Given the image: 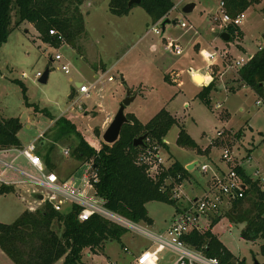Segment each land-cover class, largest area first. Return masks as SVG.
I'll return each mask as SVG.
<instances>
[{
  "label": "rangeland",
  "instance_id": "obj_1",
  "mask_svg": "<svg viewBox=\"0 0 264 264\" xmlns=\"http://www.w3.org/2000/svg\"><path fill=\"white\" fill-rule=\"evenodd\" d=\"M108 2H82L83 31L75 38V48L70 42L56 46L42 42L39 33L27 21L14 28L0 46V117L20 120L22 126L17 136L22 145L35 141L45 130L37 150L45 161L49 153L51 165L48 168L60 178L72 173L79 175L82 163L72 156L77 138L69 134L54 141V121L60 116L70 119L88 142L100 147L105 130L100 133V128L106 115L112 112L114 115L126 88H133L131 93H139L125 106V114H136L137 119L145 123L164 108L176 118L163 139L166 147H161L165 164L174 160L184 166L197 162L180 182L167 179L168 183L174 182V198L183 211L191 208L195 198L212 189L215 177L222 178L235 165L243 167L264 190V101L249 86L240 83L237 68L233 66L240 56L252 55L264 46V0L252 3L243 11L239 24L243 39L235 37L230 44H224L220 36L214 35L221 29L220 0H174L170 21L164 30L161 23L158 25L159 33L151 30V18L140 4H133L128 13L118 16L109 11ZM187 3H194V8L184 12ZM172 20L177 23L173 24ZM180 21H185L186 26L181 27ZM165 39L177 41L181 54L166 49ZM239 43L244 51L237 50ZM202 50L213 56L204 58ZM57 53L61 55L60 60L54 59ZM62 64L68 65L69 72L61 69ZM46 68L49 69L47 82L41 83L36 73L42 74ZM195 68L215 77L211 107L197 95L204 83L195 84L192 80L191 71ZM175 71L179 72V79ZM16 80L24 84L25 92ZM76 82L94 85L89 96L81 95ZM218 84H225L226 88H218ZM180 128L195 140L200 153L178 145ZM218 130H222L220 137H217ZM225 148L232 151L228 163L222 158ZM63 149H68L69 153L65 155ZM203 164L208 167L206 173L200 169ZM23 196L16 189L0 194L1 223L13 222L31 205ZM33 206L38 208L40 204L35 200ZM229 206L230 202L223 199L216 211L200 215V230L209 227L211 217L220 216L211 230L222 243L238 259H245V264H254L255 260L264 264V239H244L241 236L244 224L231 223L225 216ZM146 209L156 229L166 228L177 216L174 206L165 202L150 201ZM69 210L70 206L64 205L63 212ZM148 242L146 237L126 231L120 241L107 240L97 252L83 249L81 262L135 264L134 255ZM159 256V264H168L166 251ZM61 262L62 258L54 264Z\"/></svg>",
  "mask_w": 264,
  "mask_h": 264
},
{
  "label": "trees",
  "instance_id": "obj_2",
  "mask_svg": "<svg viewBox=\"0 0 264 264\" xmlns=\"http://www.w3.org/2000/svg\"><path fill=\"white\" fill-rule=\"evenodd\" d=\"M84 0H0V46L7 40L10 32L22 21L31 23L39 33L42 42L56 46L60 41L48 34L55 29L64 43L69 42L75 48V38L83 31V18L80 6ZM229 15L243 12L252 3L260 0H224ZM128 0H109L108 7L112 14L121 16L130 10ZM150 16L152 23L166 19L174 7V0H140L139 3ZM224 30L229 34L228 41L241 34L238 25L228 24ZM48 69V68H47ZM49 73V69H48ZM237 74L243 84L249 86L258 96L264 98V46L251 58L237 68ZM23 92L25 86L20 80ZM216 86L215 77L198 92V97L210 105V92ZM128 122L123 124L118 139L111 144L103 140L96 150L68 118L60 116L52 125L56 128L53 140L64 135L74 134L72 156L83 163L92 161L98 175L95 183L96 192L105 200V206L139 223L152 224L147 214L146 204L160 201L172 204L180 212L174 198V182L187 177L189 171L179 161L174 160L168 166L150 174L146 166L136 161L138 152L145 146L146 139L165 146L166 133L176 118L166 109L161 108L147 122H140L136 116L126 113ZM22 124L16 117H0V149L20 147L17 133ZM145 135L144 144L134 146L133 139ZM176 142L201 152L195 140L180 128ZM45 163L50 164V155H45ZM49 167V166H48ZM52 167V166H50ZM51 169V168H50ZM246 184L243 196L230 201L225 216L231 223H243L241 236L250 241L264 239V190L262 185L245 173L242 168H235ZM14 188L1 185L0 193H7ZM77 207L68 212L56 211L48 203H43L33 211L24 209L11 223L0 222V249L14 264H54L62 258L61 264H82L81 255L85 248L97 252L107 240H118L125 229L100 216L93 215L88 220L79 221ZM208 228L193 229L183 236L185 243L206 256H215L223 264H245V259H238L211 230L220 216L211 217ZM56 225V227L54 226ZM264 251V245H262Z\"/></svg>",
  "mask_w": 264,
  "mask_h": 264
},
{
  "label": "built area",
  "instance_id": "obj_3",
  "mask_svg": "<svg viewBox=\"0 0 264 264\" xmlns=\"http://www.w3.org/2000/svg\"><path fill=\"white\" fill-rule=\"evenodd\" d=\"M219 5L221 28L228 24L239 26L243 18V12L233 17L227 13L224 0H220ZM158 25L159 22L154 24L151 30L159 33ZM180 26L185 27V21H180ZM48 34L57 37L60 44L64 43V39L61 35H57L55 29H49ZM165 48L175 54H181L182 52L177 41L167 40ZM202 55L207 59L213 56L207 50L206 54L202 51ZM251 56L246 55L237 58L233 66L236 68L242 66ZM54 59L60 60L61 55L55 54ZM61 69L64 72H69L67 64H62ZM36 76L39 78L41 73L37 72ZM99 80L100 77L97 81ZM77 87L81 95L89 96L94 85L80 83ZM260 99L264 101L263 97ZM259 102L260 100L257 101V103ZM44 132L45 130L40 132L37 139L27 145L0 149V185L12 186L20 191L22 196L24 194L30 197H22L23 200H27L31 204L27 207L28 210L33 211L36 209L33 206L35 200L40 205L48 203L56 211H63L64 205L68 204L70 208L72 206L77 207L76 217L79 221H85L93 215H97L146 237L151 240L152 246L140 251L135 257V264H159V253L165 250L170 251L172 255L169 264H223L218 257L206 256L201 251L188 246L183 240V236L195 228L200 229L198 217L216 211L223 199L230 202L243 196L246 184L235 169L237 167L241 168L240 165H235L229 169L222 178L215 177L212 189L195 198L189 210L178 212L163 232H153L105 206V200L96 192L95 183L98 181V175L92 161H85L81 164L79 175L72 173L64 178H60L53 169L48 168L37 150L39 140L44 138ZM221 134L222 130H218L217 137H220ZM90 144L96 150L99 149L95 144ZM161 147L160 144L146 139L145 146L137 154V163L145 165L147 172L150 174H154L159 169L168 166L162 156ZM63 153L67 155L69 153L68 149H63ZM222 158L227 163L231 162L232 151L229 148L223 149ZM200 169L206 173L208 167L203 164ZM255 173L258 175V170ZM38 195H41V198H38Z\"/></svg>",
  "mask_w": 264,
  "mask_h": 264
},
{
  "label": "water",
  "instance_id": "obj_4",
  "mask_svg": "<svg viewBox=\"0 0 264 264\" xmlns=\"http://www.w3.org/2000/svg\"><path fill=\"white\" fill-rule=\"evenodd\" d=\"M135 3L139 4L140 0H128L127 6L130 7L132 4H135ZM193 6H194V3H187L183 7V11L184 12L191 11ZM169 21H170L169 19H164L163 21H161L162 30L164 29V25ZM172 23H175V21L173 20ZM219 35L222 39L228 40L229 34L226 31L220 32ZM47 77H48V69L46 68L38 80L41 83H46ZM79 84H80L79 82L75 83L76 86H78ZM136 95H137V92L131 93V90L129 88H126L124 98L119 103V107L117 111L115 112L110 123L107 125L103 134L101 135V138L105 143L111 144L118 139L122 125L128 122V119L124 112L125 106L129 105L133 101ZM69 97L70 98L72 97V93L69 94ZM144 139H145V135L144 134L140 135L136 137L135 139H133L132 144L134 146L143 145ZM194 165H195L194 163H190L186 166V169H191L194 167ZM38 198H41V195H38ZM254 264H258L257 260L254 261Z\"/></svg>",
  "mask_w": 264,
  "mask_h": 264
},
{
  "label": "crops",
  "instance_id": "obj_5",
  "mask_svg": "<svg viewBox=\"0 0 264 264\" xmlns=\"http://www.w3.org/2000/svg\"><path fill=\"white\" fill-rule=\"evenodd\" d=\"M177 2L175 1V8H177ZM193 8H194V6H193ZM192 8V9H193ZM174 9V7L169 11V13H168V15H167V17H166V19H169L170 20V13H171V11ZM173 21V20H172ZM159 22V24L161 23V21H157V22H155V23H153V25L154 24H156V23H158ZM175 23H177V22H175ZM175 23H173V24H175ZM164 27H165V25H164ZM240 28V27H239ZM165 29V28H164ZM163 29V30H164ZM222 31H225L224 30V28H221L220 29V31L219 32H215L214 33V35L215 36H220L219 34H220V32H222ZM240 31H241V34L239 35V36H237V37H239V38H242L243 39V35H244V33H243V30L240 28ZM217 33V34H216ZM236 37V38H237ZM228 39H229V37H228ZM235 39V38H234ZM233 39V40H234ZM166 39H165V43H166ZM223 41H224V44H226V43H228V44H230L231 43V41H228V40H224L223 39ZM240 45V47L237 49V50H239V51H241V50H243L244 51V47H243V45H241V43H239ZM226 46V45H225ZM224 46V47H225ZM154 47V46H153ZM224 47H222V49L224 48ZM261 48V47H260ZM201 49V48H200ZM259 49V48H258ZM257 49V50H258ZM256 50V51H257ZM203 51V53L204 54H206V50H202ZM220 51V50H219ZM255 51V52H256ZM223 52H225V51H223ZM254 52V53H255ZM241 57V56H240ZM197 69V70H196ZM195 70V71H194ZM194 70H192L191 71V78H192V80L195 82V84H201V83H204L203 85L205 86V85H207L211 80H212V76L210 75V74H206V75H204V72L203 71H201L199 68H195ZM97 72V71H96ZM174 72V71H173ZM176 72V76H178V79H179V72L178 71H175ZM172 73V72H171ZM207 75L209 76L208 78L209 79H207ZM173 80V79H172ZM169 81H171V80H169ZM180 83V81H178L177 82V84H179ZM240 83L241 84H243L241 81H240ZM218 88H223V87H225L226 88V85L225 84H218V86H217ZM228 87H230V86H228ZM140 89H141V87H140ZM228 89V88H227ZM134 89L133 88H131V92L133 91ZM213 90V89H212ZM212 90H211V92H212ZM234 90V89H233ZM140 91V90H139ZM135 92V91H134ZM137 92V91H136ZM211 92H210V95H211ZM139 92H137V94H138ZM209 95V96H210ZM137 96V95H136ZM135 96V97H136ZM117 101H119V99L117 100ZM210 101H211V98H210ZM217 105V107L218 106H220V104H216ZM125 111V110H124ZM113 113L114 112H112V113H108L107 115H106V120H105V122H103V125H102V128H100V133L106 128V126H107V124L109 123V121L111 120V118H112V116H113ZM135 114V113H134ZM135 116H136V114H135ZM173 116V115H172ZM137 117V116H136ZM221 117H226L225 115H223V114H221ZM147 122V121H146ZM241 134V132H239V135ZM90 143H91V141H90ZM93 144V143H92ZM190 163H194L195 165H196V161H192V162H190ZM189 162L188 163H186V165L184 166L185 168H186V166L188 165V164H190ZM194 165V166H195ZM242 169H243V167H241ZM191 169H193V168H191ZM191 169H187L188 171H190ZM244 170V169H243ZM245 171V170H244ZM246 173V172H245ZM246 174H248V173H246ZM249 175V174H248ZM1 186V185H0ZM8 193V192H7ZM0 194H5V193H0ZM25 209H27V207H25ZM175 213H178V211H176L175 210ZM175 217V216H174ZM173 217V218H174ZM173 218H172V220H173ZM171 220V221H172ZM170 221V222H171ZM153 222V221H152ZM137 225H140V223H136ZM144 224H146V223H144ZM170 224V223H169ZM146 225H148L149 227H145V226H141V227H143V228H146L147 230H151V231H153V232H163L166 228H164V229H156V225L154 224V223H152V224H146ZM119 226V225H118ZM120 227H122V226H120ZM122 228H124V227H122ZM125 229V232L126 231H128V232H130V230H128V229H126V228H124ZM132 232V231H131ZM135 233V232H134ZM138 234V233H137ZM123 235V234H122ZM121 235V236H122ZM120 239H121V237H120ZM147 239V238H146ZM149 242H148V244L147 245H145L144 246V248H142L140 251H142L143 249H145V248H149V247H151L152 246V242H151V240H149V239H147ZM110 241H112V240H110ZM123 247H126V245L123 243ZM87 249V248H86ZM140 251L137 253V254H135L134 255V260H135V257L140 253ZM166 252H167V254H168V264H169V260L171 259V252L170 251H168V250H165ZM0 264H14L10 259H9V257L0 249Z\"/></svg>",
  "mask_w": 264,
  "mask_h": 264
}]
</instances>
